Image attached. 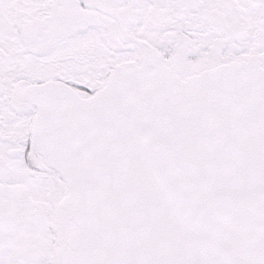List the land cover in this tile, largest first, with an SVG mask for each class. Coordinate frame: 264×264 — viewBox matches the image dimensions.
<instances>
[{
    "label": "snow or ice",
    "instance_id": "6c2138e0",
    "mask_svg": "<svg viewBox=\"0 0 264 264\" xmlns=\"http://www.w3.org/2000/svg\"><path fill=\"white\" fill-rule=\"evenodd\" d=\"M0 264H264V0H0Z\"/></svg>",
    "mask_w": 264,
    "mask_h": 264
}]
</instances>
